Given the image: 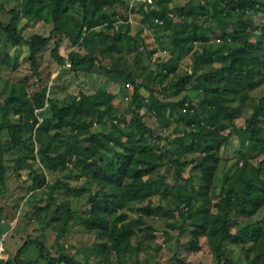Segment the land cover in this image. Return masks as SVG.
Wrapping results in <instances>:
<instances>
[{"label": "trees", "instance_id": "obj_1", "mask_svg": "<svg viewBox=\"0 0 264 264\" xmlns=\"http://www.w3.org/2000/svg\"><path fill=\"white\" fill-rule=\"evenodd\" d=\"M171 1H139L138 9L130 6L129 0H24L23 6H0V62L11 70L29 62L31 70L37 72L39 56L51 45L50 55L59 66L69 63L74 72L98 68L128 82L133 106L126 121L114 112V93L108 89L79 92L71 96L69 103L60 105L46 85L29 94L23 83H12L0 100V184L6 181V154H15L16 164L35 157L32 138L40 114L42 129L51 142L62 141L61 147L39 151L45 168L49 172L68 168L67 178L87 175L90 184L98 185L88 196V206L81 216L85 227L95 230L102 239L94 248L97 263L114 253V264H129L132 257L138 264L134 236L153 238L154 218L162 217L173 218L174 223L167 224L179 228L177 241L187 252L198 251L200 239L206 237L214 264H233L223 246V241L229 239L244 245L249 264H260V259L264 261V217L235 232L231 228L236 224L234 218L252 217L264 205V0H193L192 7L186 3L169 8ZM138 11L142 13L141 22L153 24L162 52L169 46L170 51L177 49V55L156 63L154 71H146L141 56L135 61L138 69L109 67L100 57L113 59L117 54L116 60H120L123 54L135 52L144 29L140 26L132 34L131 22L116 27L113 21L126 20ZM246 11L258 15L255 24L241 19L231 30H225V17L234 13L242 16ZM175 14L180 18L175 19ZM206 15L233 45L225 50L195 53L190 72L164 83L163 78L178 67L183 56L180 40L209 41L213 37L195 20ZM172 22L175 26L171 27L169 40L167 29ZM47 23L51 24L47 34L32 31ZM65 38L72 46H88V52L79 54L72 49L67 56L61 54ZM157 49H146L144 56H151ZM215 61L218 63L213 64ZM241 92L251 94L254 101L248 109L241 100L235 105L230 103L232 96ZM159 93L168 97L161 99ZM142 109L166 126L176 121L183 128L174 129L172 135L157 134L143 120ZM239 117L244 118L241 126L235 123ZM95 125L99 126L97 130L93 129ZM253 149L259 154L253 155L255 161L251 160ZM188 153H197V180L181 174L189 164L182 156ZM160 156L175 167L172 184L168 185L164 176L151 177L161 164L157 161ZM39 170L30 168L29 190L47 185ZM218 170L221 175L216 186ZM216 187L218 199L214 200ZM89 189L90 185L73 188L76 193ZM156 194L170 198L171 203L153 204L151 197ZM144 200L137 205L136 215L129 214L131 202ZM53 211L51 218L58 211L65 214V230L74 217L73 210L59 203ZM181 235L185 237L182 241ZM31 245L36 246L45 264L77 262L60 246L52 253L42 238L27 237L13 255L0 257V264H33L34 259L23 255ZM172 259L180 262L177 256ZM88 260L85 264H90Z\"/></svg>", "mask_w": 264, "mask_h": 264}, {"label": "rangeland", "instance_id": "obj_2", "mask_svg": "<svg viewBox=\"0 0 264 264\" xmlns=\"http://www.w3.org/2000/svg\"><path fill=\"white\" fill-rule=\"evenodd\" d=\"M129 1L133 4L134 9L140 7L139 0ZM23 3L24 0H0V6H3L5 9L19 7V5L23 6ZM186 3H188V7H192L194 4L193 0H172L169 2L168 7L185 5ZM141 15L142 13L138 11L131 17L133 21L131 22L130 33L134 34L140 26L144 28L139 36L141 40H138L136 51L130 54H123L120 60H116V58L119 57L117 54L114 55L113 59L107 55H100L102 61L109 67L115 66L117 69L135 70L137 66L135 63L136 57L141 56L143 63L147 67L146 71H154L156 63L167 60L169 57L173 56V54L174 56L177 55V49L170 51L171 48L169 46L166 48V52H162L163 49L159 47V43L154 36L153 24L150 22L148 24L141 22ZM178 18L180 17L175 14V19ZM241 19L255 24L258 20V15L256 13L252 14L250 11L244 12L242 16H239L238 13L228 15L225 17V24H223L225 30H231V27L236 25L238 20L240 21ZM195 20L199 25L207 27L208 30L213 33V37L209 41L180 40L179 45L182 47L183 56L178 63V67L174 71L169 72L167 77L163 78V82L166 84H169V82L178 75L192 70L195 53L200 54L204 49L214 50L220 48L225 50L233 45L229 36L224 37L221 35L220 26H214L213 22L208 18V15L199 17ZM155 21H157V19H155ZM173 22L169 26V30L167 29V31L170 32L167 34L169 40L172 36V28L175 26ZM101 25L102 24L97 25L96 27H101ZM50 27L51 24L47 23L45 26L39 25L35 27L32 31L47 34ZM27 32L28 31H25V33ZM180 35H183L182 32ZM166 41V43H168L167 38ZM157 47L158 49L151 56H144L146 49ZM50 48L51 45H48L39 56L37 72L31 70L29 62L22 63L14 70H11L5 63L0 62V100L3 99L5 91L8 90L12 83H23L29 94H32L34 91L46 85L50 88L49 94L56 97V101L60 105L69 103L71 96L78 95L79 92L94 93L102 89L104 91L108 89L114 93L113 99L111 100L114 106V112L128 121L133 107L131 102V88L128 82L114 78L112 75H107L98 68L89 71L80 70L74 72L69 69V63L67 66H59L52 59ZM72 49L78 51L79 54H85L88 52L89 47L83 44L72 46L70 41L65 38L64 44L60 47V53L67 56L68 51ZM113 60L117 62L114 64ZM216 63H218V61H215L213 64ZM136 69H138V66ZM195 94L199 96L200 92H196ZM159 96L161 99H166L168 97L162 93H159ZM178 96H181V94ZM178 96H172L170 98L174 99ZM196 97L197 96H195V99ZM240 100L244 102L245 109L250 108L254 104L251 94L245 92H241L236 97L232 96L230 103L235 105ZM182 111H185V109L182 108ZM140 112L144 113L143 120L152 127L157 134L172 135L174 129L183 128V126L177 124L176 121H172L166 126L157 116L145 111V109H142ZM41 120L42 117L39 114L32 138L35 154L34 158H27L25 161L21 160L16 164L13 160L15 154L5 155L6 181L5 184H0V255L6 254L7 256L5 258H7L14 254L16 249L27 237H39L44 240L50 252L55 253V249L60 246L62 251L73 254L77 261L76 264L87 263V258L90 264H114V253L105 255L101 262H96L97 258L94 257V248L102 239L98 237L95 230L86 228L81 218L83 209L88 206V196L97 189L98 185L94 182L90 184L87 181V175H83L78 179L73 177L67 178L66 175L69 173L68 168L58 169L54 172H49L45 168L44 164L41 162L39 151L41 149L49 150L50 148L56 149L61 147L62 141L51 142L50 137L46 134L44 129H42ZM235 123L238 126L243 125L244 118H236ZM123 127L126 128V122L123 123ZM98 128V125L93 127L95 130ZM256 153L258 154V149L251 150V160L255 161L256 156L253 155H256ZM196 157L197 153H188L182 156V159H188L189 164L183 168L181 174L192 180H197L199 177V171L194 167ZM157 161L161 164L151 177L159 178L164 176L167 184H172L175 180V167L167 162L163 156L158 157ZM225 163V161H222V164ZM14 166H16V169L13 168ZM38 167H40L39 171L45 175L47 185L43 188L29 190L28 185L31 183L32 176L30 174V168L38 170ZM220 173L221 171L218 170L217 179L215 181L216 186H218L220 182ZM89 185L90 189L86 192L76 193L73 190L74 187L79 188ZM217 192L216 187L213 194L214 200L218 199ZM151 201L153 204L162 203L169 205L171 203L170 198H165L160 194L152 196ZM144 202H146V200L131 202L130 209H125L129 211V214L136 215L138 213L136 211L137 205L143 204ZM59 203L68 206L74 213V217L65 227V230L62 229L65 218L63 212L58 211V217L51 218L55 212L53 211L54 208ZM261 217H264V205L252 217L238 216L234 218L236 224H234L235 226L233 225L231 229L235 232L238 228ZM153 222L156 227L155 236L153 238L134 236L132 240V243L139 252L138 264H214L215 259L212 247L206 237L200 239L201 248L198 251L187 252L177 241L179 228L167 224L174 223L173 218L156 217ZM184 238L185 237L181 235L180 241ZM223 246L226 248L228 256L233 261V264H249L245 258L243 250L244 245L241 244V242L233 243L229 239H226L223 241ZM23 255L25 258L34 259L33 264H45V260L39 256L38 249L35 245H31ZM172 256L179 257L180 262L172 259ZM129 264H137L134 257L130 258ZM260 264H264V261L261 259Z\"/></svg>", "mask_w": 264, "mask_h": 264}, {"label": "built area", "instance_id": "obj_3", "mask_svg": "<svg viewBox=\"0 0 264 264\" xmlns=\"http://www.w3.org/2000/svg\"><path fill=\"white\" fill-rule=\"evenodd\" d=\"M139 1H145L146 4H148V3H152V2H153V0H139ZM130 6H132V4H131ZM131 17H132V15L130 14V16L128 17V19L124 20V18H123V19L119 18V19L114 20L113 23H114L115 26L117 27V26H118L119 24H121L122 22H126V21L132 22L133 19H131ZM120 21H122V22H120ZM165 51H166V50L164 49V52H165Z\"/></svg>", "mask_w": 264, "mask_h": 264}, {"label": "crops", "instance_id": "obj_4", "mask_svg": "<svg viewBox=\"0 0 264 264\" xmlns=\"http://www.w3.org/2000/svg\"><path fill=\"white\" fill-rule=\"evenodd\" d=\"M5 234V233H4ZM3 238V237H2ZM1 238V240L3 241V239ZM2 243V242H1ZM1 253H3V252H1ZM7 255L5 254H2V255H0V257H3V258H5Z\"/></svg>", "mask_w": 264, "mask_h": 264}]
</instances>
